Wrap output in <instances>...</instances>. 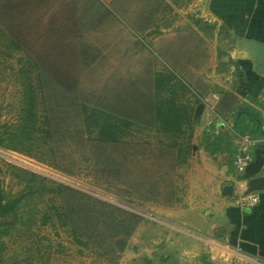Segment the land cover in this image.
<instances>
[{
  "label": "crops",
  "instance_id": "obj_1",
  "mask_svg": "<svg viewBox=\"0 0 264 264\" xmlns=\"http://www.w3.org/2000/svg\"><path fill=\"white\" fill-rule=\"evenodd\" d=\"M110 3L119 14L100 19L112 25L110 50L97 61L128 71L114 79L127 89L105 96L103 108L119 113L111 102L121 99L130 122L123 127L142 121L144 133L154 135L144 147L102 141L128 150L133 174L137 160L143 165L136 176L146 177L148 220L140 227L144 240L136 232L133 242L144 245L147 264H264V192L258 205L240 208L236 189L246 185L236 183L233 168L240 148L254 154L264 146V77L251 48L238 45L264 43V0ZM132 87L134 97L143 96L137 111L127 95Z\"/></svg>",
  "mask_w": 264,
  "mask_h": 264
},
{
  "label": "rangeland",
  "instance_id": "obj_2",
  "mask_svg": "<svg viewBox=\"0 0 264 264\" xmlns=\"http://www.w3.org/2000/svg\"><path fill=\"white\" fill-rule=\"evenodd\" d=\"M192 1L189 0L190 3ZM118 14L117 7L111 4L110 0H105L102 4L95 0H0L2 33L0 35V127L17 123L24 100L23 85L27 80L25 71L34 68L31 76L33 85L40 90L42 85L38 79L40 77L42 82L45 81L50 87L46 91L47 87L44 86L43 94L38 90L39 113L41 116L49 115L52 119L51 125L59 127L58 130L61 126L63 133L55 136L54 141L50 143L51 151L47 149L41 155L42 161L0 147V176L4 190L15 195L24 188V184H18L7 170L6 164L9 163L141 217L130 238L122 235L121 229L124 232L125 228L115 220V218L123 220L122 216L115 215L113 221H108L106 217L108 215L103 214L99 217V219L102 217V223L98 224L99 231L105 235L110 234L105 239V245L110 244V249H115L119 256L118 259H113L114 253L109 259L96 253L97 250L95 251L93 247H79L64 228L42 226L41 213H38L32 218L35 224H31V228L19 224V230L14 231L10 237L4 238L7 249L0 264H147L144 258V245L139 241L133 242L132 239L138 232L144 240L140 227L148 220L144 216L143 205L147 190L146 177L136 176L139 170L140 173L143 171V165L138 164L141 160L136 161L138 163L134 167L133 174V169L129 167L130 160L125 156L128 150L116 143L111 145L104 143L105 146H102L103 140L98 137L97 129L91 130L94 132L92 135L87 133L88 128L95 129L92 123L96 115L89 114L86 122L83 121L81 114L76 118V105H69L71 96L65 98L66 106L61 107L59 104L62 96L57 94V90L70 89L81 96L90 107H97L108 113L113 112V116L117 118L114 121L116 120L122 127L130 123L125 117L126 111H122L124 102L120 101L121 99L118 100L117 105L116 102H111V108H121L119 113L118 110L114 112L110 108H103L104 101H102L105 96L110 99L114 90L120 95L126 91L127 87L114 86V79L121 74L126 75L128 71L113 69L112 63L106 61L100 63L97 61L98 58H102L106 47L110 50L112 25L109 19L104 23L100 19L103 16L105 19L107 15ZM233 44L237 46L236 42ZM110 58L111 55L108 60ZM35 66H39L41 72L35 70ZM237 76L238 73H235L234 78ZM133 92L132 87L127 95ZM139 94L137 93L135 97L132 94L136 102V111L139 110L140 103L142 106L143 96L140 97ZM128 106L131 111L135 105L132 102V106L129 104ZM104 114L102 115L105 116ZM131 115L137 117L135 112ZM99 119L102 121L101 115ZM55 122L60 126L52 124ZM136 123L135 127L132 125L129 129L123 127V130H126L125 134H121L116 141L125 146L127 142H131L142 147L144 142L151 141L154 135L144 133L142 121ZM33 201L35 203L26 208L27 212L44 209V203L41 204L38 199ZM91 208L94 209L93 206ZM76 209L77 206H75V217L80 216L76 213ZM28 217L30 214L26 213L24 220ZM113 231L114 233L120 231L121 236L112 237ZM118 239H125L127 242V248L123 252H119L118 247L115 246ZM133 247L138 251L135 252Z\"/></svg>",
  "mask_w": 264,
  "mask_h": 264
},
{
  "label": "trees",
  "instance_id": "obj_3",
  "mask_svg": "<svg viewBox=\"0 0 264 264\" xmlns=\"http://www.w3.org/2000/svg\"><path fill=\"white\" fill-rule=\"evenodd\" d=\"M0 35H2L1 28ZM3 37L8 39L4 35ZM35 70L41 72L39 66H35ZM33 71L34 68L25 71L27 80L23 85L24 100L22 101L21 114L17 123L13 125L6 124L0 127V147L42 161L41 155L47 149L51 151L50 143L54 141L55 136H60L63 133L62 127L58 122L52 124L60 126L61 131L58 130L59 127H53L51 125L52 119L49 115L41 116L39 113V91L41 90L40 92L43 94V87H47V89L45 88L46 91L50 87L45 84V81L42 82L40 77L38 78L42 83L40 90L36 85H33L31 77ZM57 94L62 96L59 104L61 107L66 106L64 105L67 100L65 98L71 96V104L69 105H76V118L81 114L83 121L86 122L89 119V114L96 115L92 123L95 129L88 128L87 133L89 135L94 133L91 130L97 129L98 137L101 140L116 141L120 138L121 134H125L122 131V125L116 122V120L114 121L117 118L112 113L102 111L97 107H90L81 96L70 89L57 90ZM98 112L100 114H97ZM100 115L103 118L102 121L99 119ZM125 126L127 127V125ZM237 129L241 130L242 134H247L245 130L240 129L238 126ZM249 133L253 137V134H258V131L255 129L254 133ZM6 165L7 170L12 174L13 178L17 180L18 184H24V188L19 194H10L4 190L0 176V262L3 261V254L7 249L4 238L10 237L14 231L19 230V224L31 228V224H35L32 218L36 214L38 215V213H41L40 222L42 226L49 225L54 229L64 228L79 247H93L95 251L97 250L96 253H99L101 256H107L109 259H111L110 255L115 253L113 259L119 258L117 251L110 249V244L105 245V239L110 234L105 235V233L99 231L98 224L102 223V217L100 219L99 217L103 214L108 215L106 216L108 221H113L115 215L119 214L122 216L123 220L120 218H115V220L118 221L117 223L120 226L122 224L125 228L124 232L121 229L122 235L125 238H130L136 229L138 221H141L139 215L121 209L114 204L94 198L89 194L65 184L51 181L33 171L22 169L9 163ZM37 199L41 204L44 203V209L33 212L31 207V211L27 212L26 208L32 206L35 203L33 200ZM75 206H77L76 213L80 216L75 217ZM92 206L94 209L91 208ZM26 213L30 214V217L24 220ZM120 234V231L118 233H114V231L111 233L112 237H120ZM115 243L119 252H123L127 248L125 239H118Z\"/></svg>",
  "mask_w": 264,
  "mask_h": 264
},
{
  "label": "water",
  "instance_id": "obj_4",
  "mask_svg": "<svg viewBox=\"0 0 264 264\" xmlns=\"http://www.w3.org/2000/svg\"><path fill=\"white\" fill-rule=\"evenodd\" d=\"M242 44L251 48L258 60L255 66V71L264 77V43L244 39L238 41V45ZM245 180L247 181L245 190L246 194L264 192V146L255 150L254 160L246 169ZM232 191V186H226L224 194L231 195Z\"/></svg>",
  "mask_w": 264,
  "mask_h": 264
},
{
  "label": "built area",
  "instance_id": "obj_5",
  "mask_svg": "<svg viewBox=\"0 0 264 264\" xmlns=\"http://www.w3.org/2000/svg\"><path fill=\"white\" fill-rule=\"evenodd\" d=\"M213 98L218 100L219 97L214 95ZM252 139L250 136H246L245 140ZM264 142V140H262ZM254 160V154L251 152L245 151L243 148H240L235 155L233 161L234 175L236 178V183L246 185L247 181L245 180L246 169L249 164ZM236 203L242 209H250L258 205L260 202V195L257 192L246 194L244 191H239L236 189Z\"/></svg>",
  "mask_w": 264,
  "mask_h": 264
}]
</instances>
